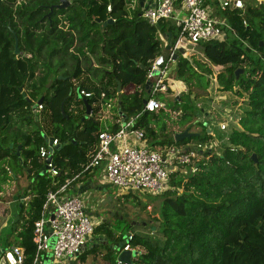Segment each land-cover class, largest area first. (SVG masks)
<instances>
[{
	"label": "trees",
	"instance_id": "obj_1",
	"mask_svg": "<svg viewBox=\"0 0 264 264\" xmlns=\"http://www.w3.org/2000/svg\"><path fill=\"white\" fill-rule=\"evenodd\" d=\"M239 1L240 6L215 8L225 18L224 35L201 42L208 63L226 69L227 74L214 75L218 89L231 95L233 107L243 106L226 141L198 149L194 171L188 167L185 172L180 168L169 172V186L159 193L154 217L158 240L136 232V225L123 214L113 215L94 225L91 234L105 239L80 253L78 264H84L88 253L115 264V253L128 231L134 232L129 245L137 251L132 264H264V0ZM57 3L0 0V202L3 183L23 174L28 178L26 185H16L21 190L16 200L18 218L12 223L16 238L14 242L6 238L3 248L21 246L25 264L32 259L33 223L41 216L47 191L67 178L73 185L82 182V188L94 169H84V165L96 148L98 126L87 117L82 118L81 128L67 124L66 105L73 89L78 88L77 96L86 87L95 88L103 100L116 97V108L126 118L141 112L134 127L142 130L153 149L213 140L205 126L180 140L164 137L153 128L162 109L142 111L143 100L150 97L144 89L146 73L155 58L161 57L163 65L176 54L173 77L185 84L188 93L191 89L204 92L208 80L201 83L202 76L213 77L209 64L178 51L169 53L167 45H173L178 33L172 20L149 24L140 16L142 6L136 0H68L59 8ZM14 35L18 54L13 52ZM91 93L78 96L87 101L90 111L97 98ZM40 97L41 107H48L55 124L50 134L38 125L30 126L37 122L32 101ZM173 103L174 109L180 95ZM179 113L182 118L197 115V111ZM48 138L57 141L51 154L58 171L54 176L47 171L39 174L44 161L38 149ZM20 196H24L22 201ZM119 242L122 245L114 247Z\"/></svg>",
	"mask_w": 264,
	"mask_h": 264
},
{
	"label": "built area",
	"instance_id": "obj_2",
	"mask_svg": "<svg viewBox=\"0 0 264 264\" xmlns=\"http://www.w3.org/2000/svg\"><path fill=\"white\" fill-rule=\"evenodd\" d=\"M261 2L263 0H256ZM240 6L239 0H144L140 16L149 24L159 20L170 19L178 29L173 45H169V53L173 55L181 46V38L192 42H205L223 37V27L227 26L225 18L214 12L215 8L224 9L228 5ZM109 9V7H107ZM155 58L148 67L146 77L151 81L150 97L143 103L142 111H157L163 107L162 101L155 95L159 92L170 91L171 82L166 77V63L158 64ZM161 62V61H160ZM213 65V64H211ZM157 70V74L152 71ZM210 78H215L214 76ZM215 80V79H214ZM177 92V91H176ZM83 97H90L91 92L79 90ZM178 94L171 92L173 100ZM41 109V104H37ZM141 114L122 119L113 131H99L95 150L90 154L84 169L100 168L102 178L106 183L123 190H142L159 194L168 188L169 172L188 164L189 170L194 171L193 157L198 149L211 147L214 142L221 143L227 139L226 121L217 125L220 135L209 132L213 140L209 143L191 142L175 147L165 145L153 149L144 143L143 132L134 127V121ZM238 118V117H237ZM222 132V133H221ZM131 138V142L128 139ZM50 142V143H49ZM56 139H47L46 145L38 149L43 159L50 157L46 163V171L54 176L58 171L51 161V154ZM71 179L64 182L55 190H48L42 203L41 216L34 221L31 241L33 255L30 264H78V255L83 251L87 238L91 235L94 224L86 213L85 206L77 194H68ZM50 210L48 215L46 211ZM52 215V218L49 216ZM134 232L128 231L124 236V244L120 250H132L129 241ZM24 250L19 245L3 248L0 259L2 264H25ZM75 261V262H74ZM116 264H128L116 260ZM132 264V263H129Z\"/></svg>",
	"mask_w": 264,
	"mask_h": 264
},
{
	"label": "rangeland",
	"instance_id": "obj_3",
	"mask_svg": "<svg viewBox=\"0 0 264 264\" xmlns=\"http://www.w3.org/2000/svg\"><path fill=\"white\" fill-rule=\"evenodd\" d=\"M136 1L139 2V0ZM133 5L134 3L132 2L128 7H131ZM181 47L185 50L184 55L188 56V58H190L191 60L197 59L205 62L206 64H209L210 69L213 72V76L219 71H223L224 74H227L225 67H217L216 65H211L210 63H208L206 57L203 54L201 42H192L185 37H182ZM167 67L168 68L166 69L165 75L167 76V78L173 79V61H169ZM94 80H96V78ZM207 80L208 84L204 92L191 89L189 93L186 91L179 93L180 103L174 109L173 107H170L171 105H174V100L169 91L159 92L155 95L156 97H159L163 102H165L166 106L165 109H162L158 113L159 118L153 124V128L157 133H161L162 136L168 138L171 135L172 130H180L184 127H188V129L192 133H199L201 132L202 127L204 126L203 124L205 123L206 129H210L211 133L218 135L219 130L217 128V125L220 121L227 122V131L231 127L235 126L237 116H239V111L243 109V106L233 107L230 104L231 95L226 91L219 90L217 82L214 80V78H210L209 75H203L201 78V83L204 84ZM184 89L185 85L183 83L179 84L178 87L172 86L173 91H182ZM84 90L94 92L95 96L97 97L91 104L92 110L89 114H85V106L82 100L78 98L76 88L73 89L70 103L66 105V111L69 115L67 124L71 123L74 126L79 124L81 128L82 125L80 122H82L83 117L96 120L98 119L100 124H102L106 118L110 119L109 113L112 112V110L107 104H105L108 99H105L103 100L104 102H102L100 99L101 95L96 91L95 88L87 89L85 87ZM32 103H36V100H33ZM47 108L48 107L46 106L42 109L35 108L37 122H30V126L36 127V125H38L44 133L50 134L51 127L54 123H52L49 119V111ZM205 109L206 111H208V114L206 116H203V118L200 120L201 123L196 122V119H198L196 118L197 116H195L193 119L192 117L189 118L188 116L182 118L181 113H179V110H185L186 113L197 111L198 114H201ZM162 128H164L163 132ZM147 145L149 146L148 143ZM179 168L183 170V172H185L188 168V164H182V166H180ZM93 173L97 177L95 181H97V184H100L101 187H97L92 191L87 190L81 192L80 194H77V196L81 199L83 205L85 206L86 213L89 215L90 221L93 224H96V221L98 219L95 218V215L101 216L104 220H110L112 214L118 212L120 214H123L124 217H128L131 222H135L136 232H140L142 234L143 232H146V235L148 237L153 240H158V221L154 217L156 216L155 214L158 209L160 195L142 190H123L117 186H113L110 183H106L102 181L100 168H94ZM27 181V175L23 174L21 176H18L17 180H8L1 186V194L3 196V199L0 202V247L2 248L3 242L6 238L11 242H14V239L16 238V233L14 232L15 225H12V223L13 221H15V218L17 216V202L16 200L12 201L11 198H13V195L15 193L21 192V190L17 191L19 190L17 186H23L21 184ZM11 182L15 184H12ZM10 187H12L13 189L8 190ZM7 190L8 193H6ZM136 229H138V231ZM150 230L152 234L149 233ZM89 244L90 243L87 242L86 247H89ZM102 251L105 252L104 248H102ZM48 263L49 261L46 262V264ZM85 263L110 264L101 256H98L96 257V259H94L91 253L86 254Z\"/></svg>",
	"mask_w": 264,
	"mask_h": 264
},
{
	"label": "crops",
	"instance_id": "obj_4",
	"mask_svg": "<svg viewBox=\"0 0 264 264\" xmlns=\"http://www.w3.org/2000/svg\"><path fill=\"white\" fill-rule=\"evenodd\" d=\"M171 61H173V60H171ZM174 63V62H173ZM167 65H168V62L166 63V69L168 68L167 67ZM167 77V76H166ZM169 80H170V82H171V87L172 86H174L175 85V83H178L179 82V84H182L183 82L181 81V80H179V79H175V78H168ZM97 84V83H96ZM184 84V83H183ZM185 85V84H184ZM176 87H178V86H176ZM84 89V88H83ZM177 91V92H176ZM183 91H185V89L184 90H182V91H180V90H175V91H173L172 90V88L170 89V93L171 92H174L175 94H178L179 95V93H181V92H183ZM100 99H101V101L102 102H104L103 101V99H102V97H100ZM116 103H117V98L116 97H114V98H112V99H108V101L107 102H105V104H107L110 108H111V110H112V112H110L109 113V115H110V119H108V118H106L105 119V121L102 123V124H100L99 123V120L97 119H93L96 123H97V128H98V130L99 131H113V130H111V128H112V126H114V130L116 129V124L118 123V121H121L122 119H125L126 118V116L124 115V114H122V113H120L119 112V110H118V108H116ZM162 104H163V107L161 108V109H165V105H164V103L162 102ZM180 111V110H179ZM91 112V111H90ZM115 113H117L118 114V116H115ZM208 114V111H206V109L201 113V114H198L197 113V117L196 118H198V119H196L198 122H200V120L203 118V116H206ZM238 117V116H237ZM105 118V117H104ZM204 126H205V123L203 124ZM206 127V126H205ZM140 129V128H139ZM184 129H187L189 132H190V130L188 129V127H184V128H182V129H180V130H172L173 132L171 133V135L174 137V135L176 134V133H178V132H181V131H183ZM207 130H209L208 131V133L209 132H211V130L210 129H206V132H207ZM222 133V132H221ZM196 134V133H195ZM216 135V134H215ZM218 135H220V131H219V133H218ZM221 137V135L220 136H218V138H220ZM144 141V143L147 145V142H146V140L144 139L143 140ZM128 142H131V138L130 139H128ZM188 144V143H187ZM186 144V145H187ZM175 169V168H174ZM181 170V169H180ZM95 179H97V177L95 176V174L93 173V171L90 173V177L87 179V180H85L84 181V183L86 182V183H89L88 185H94L95 187L92 189H87L88 188V186H86V187H82V188H79V186H81V184H82V182L81 183H76L75 185H71V186H74L75 187V189H69V191H68V194H80L81 192H84V191H92V190H94V189H96L97 187H101L100 186V184H97V181H95ZM102 181H104L105 182V180L102 178ZM12 184H15V183H13V182H11ZM27 184V182H25V183H23V184H21V185H26ZM90 188V187H89ZM13 188L12 187H10L8 190H12ZM8 190L6 191V193H8ZM5 194V193H4ZM19 195V194H18ZM3 199V198H2ZM11 200L12 201H15V200H13V198H11ZM6 203V202H5ZM50 213V210H48L47 209V211H46V213H45V215H48ZM117 214H120V213H114V214H112V216L113 215H117ZM156 216H157V214H155ZM95 218H97L96 220V224H99L101 221H105L101 216H98V215H95ZM99 221V222H98ZM95 223H94V225H96ZM137 231H138V229H136ZM151 231V230H150ZM149 233H151V232H149ZM143 234H146V232H143ZM93 234H91L88 238H87V240H86V245H87V242H89L90 244H89V247H84V249H83V251L81 252V253H83L87 248H90L91 247V245H93V244H98L99 242V240L101 239V238H103V239H105L104 237H102V236H100V235H98V236H94ZM101 251H102V249H101ZM119 251H120V249H119ZM118 251V252H119ZM118 252H117V254H118ZM102 253H103V251H102ZM117 254H116V256H117ZM93 255V254H92ZM116 256H115V261H116ZM132 258V257H131ZM75 262V261H74ZM69 264H73V262H70ZM84 264H86L85 262H84Z\"/></svg>",
	"mask_w": 264,
	"mask_h": 264
},
{
	"label": "water",
	"instance_id": "obj_5",
	"mask_svg": "<svg viewBox=\"0 0 264 264\" xmlns=\"http://www.w3.org/2000/svg\"><path fill=\"white\" fill-rule=\"evenodd\" d=\"M58 1H59V3H57V4L55 5V6L58 7V8H59V7H64V6H66V5L68 4V0H58ZM149 1H150V0H148V2H149ZM143 3H144V0H143V1H142V0H139V4H140V6H143ZM107 21L110 22L111 19L109 18V19H107ZM13 47H14V49H13L14 54H18L20 51H19V48H18V46H17V38H16L15 35H14V46H13ZM167 49H169V45H167ZM177 51L180 52V53H182V54L185 53L184 48H182L181 46L177 49ZM175 56H176V54L173 55L172 60H174ZM161 60H162V58H161V57H158V60H157L158 64L161 63V62H160ZM239 72H241V69L235 71V77H236V78L238 77ZM152 73H153V74H157L158 71H157V70H154V71H152ZM58 77H59V76H58ZM46 85L48 86L49 84L47 83ZM150 85H151V81H150L149 79H146L145 82H144V89L146 90L147 93H148L149 90H150ZM18 89L22 91V88H21V87H18ZM116 90H117V92L120 91L119 84H117V89H116ZM76 91H78V88H76ZM22 93L24 94L23 91H22ZM78 96H80V95L78 94ZM26 99H27L28 101H30L28 97H26ZM41 100H42V97H40V98L36 101V103L32 104L31 109L33 110V114L35 113V108H36L37 104H40V103H41ZM144 102H145V100H143V103H144ZM83 104H84L85 107H86V109H85V114L87 115V114L90 113V106H89V104L87 103V101H86L85 99H83ZM60 109H61V112H63V110H62V103L60 104ZM27 117H29V116H27ZM208 131H209V130H207V132H208ZM193 135H195V133L189 132L187 129H184L183 131L178 132V133H176V134L174 135V140H180V139H182V138H184V137H190V136H193ZM49 143H50V142H49ZM10 146H11V145H10ZM18 148H19V146H18ZM54 148H55V146H54ZM18 153H19V151H16V154H18ZM251 158H252L253 161H256V158H255V155H254V154L251 155ZM49 160H50V157H47V158L44 159V164H43L42 167L40 168V172H39V174H44V173H45V171H46V167H47V166H46V163L49 162ZM130 191H132V190H130ZM18 194H19V193L17 192V193H15V194L13 195V200H17V199H18ZM23 199H24V196H20V197H19V200H20V201H22ZM19 206H21V202L19 203ZM116 213H118V212H115V214H116ZM113 214H114V213H113ZM125 216H126V215H125ZM49 217L52 218V215H50ZM17 218H18V216H16L15 220H16ZM131 224H132V225H135V222H131ZM121 245H122V242H119V243H117L116 245H114V247H119V246H121ZM84 247H86V245H85ZM2 250H3V248L0 247V254H1ZM136 254H137V251H136L135 249H132V250H120V251L118 252L117 256H116V260H119V261H121V262H126V263L129 264V263H131V257L135 256ZM2 263H3V260L0 259V264H2Z\"/></svg>",
	"mask_w": 264,
	"mask_h": 264
},
{
	"label": "flooded vegetation",
	"instance_id": "obj_6",
	"mask_svg": "<svg viewBox=\"0 0 264 264\" xmlns=\"http://www.w3.org/2000/svg\"><path fill=\"white\" fill-rule=\"evenodd\" d=\"M83 183H84V182H83ZM88 184H89V183H86V182H85L83 186H84V187L88 186L87 189H91V188L93 189V188L95 187L94 185L91 186V185H88ZM89 187H90V188H89ZM90 214H91V213H90Z\"/></svg>",
	"mask_w": 264,
	"mask_h": 264
}]
</instances>
